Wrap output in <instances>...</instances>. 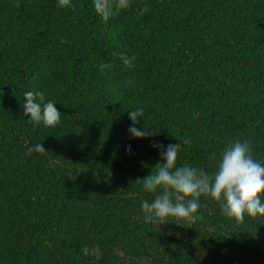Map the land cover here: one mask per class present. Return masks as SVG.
I'll return each mask as SVG.
<instances>
[{
  "label": "trees",
  "instance_id": "1",
  "mask_svg": "<svg viewBox=\"0 0 264 264\" xmlns=\"http://www.w3.org/2000/svg\"><path fill=\"white\" fill-rule=\"evenodd\" d=\"M28 91L59 124L27 121ZM139 108L154 134L137 139ZM235 141L264 164V0H130L107 22L93 0H0V264H264V217L236 224L203 196L191 221L142 212L154 145L212 174Z\"/></svg>",
  "mask_w": 264,
  "mask_h": 264
},
{
  "label": "clouds",
  "instance_id": "2",
  "mask_svg": "<svg viewBox=\"0 0 264 264\" xmlns=\"http://www.w3.org/2000/svg\"><path fill=\"white\" fill-rule=\"evenodd\" d=\"M58 3L62 7L68 6L70 0H58ZM93 6L95 12L107 22L110 17L128 9L130 0H93ZM147 10L145 7L144 11ZM120 59L126 68L135 66V56L121 55ZM127 83L131 85L132 81L128 80ZM24 99L27 102L23 105V114L29 117V123L34 126L43 124L45 127L59 124L61 113L54 102L45 100L42 92H25ZM142 116V108L129 112L131 125L128 132L133 138H147L154 134L148 129L136 127ZM183 143L190 144V141ZM154 147L160 148L162 162L153 167L151 174L135 181L142 184L144 192L154 194L151 202L146 200L142 203L146 222L161 225L168 223L169 218L191 221L200 208L202 196L218 202L224 215L236 224H242L245 216L264 217V164L253 158L248 142L229 143L212 174L203 168L177 166L181 144H170L166 149L158 145ZM128 151H131L130 146ZM27 152L29 155L48 153L42 143L27 147ZM214 157L215 153L210 158ZM81 251L85 256H93L97 260L102 258L99 246H83Z\"/></svg>",
  "mask_w": 264,
  "mask_h": 264
}]
</instances>
